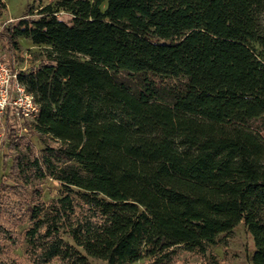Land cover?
I'll return each mask as SVG.
<instances>
[{
	"label": "trees",
	"instance_id": "obj_1",
	"mask_svg": "<svg viewBox=\"0 0 264 264\" xmlns=\"http://www.w3.org/2000/svg\"><path fill=\"white\" fill-rule=\"evenodd\" d=\"M30 14L6 35L49 47L19 71L42 148L27 139L12 170L62 190L18 218L0 201V264H23L7 253L25 223L28 264H176L240 224L264 264V0H55ZM120 72L188 82L164 103Z\"/></svg>",
	"mask_w": 264,
	"mask_h": 264
},
{
	"label": "rangeland",
	"instance_id": "obj_2",
	"mask_svg": "<svg viewBox=\"0 0 264 264\" xmlns=\"http://www.w3.org/2000/svg\"><path fill=\"white\" fill-rule=\"evenodd\" d=\"M54 1L0 0V45L3 57L12 69L27 70L37 66L42 61H46L49 47L37 45L30 39L18 37L16 38V41H18V47L16 48L9 42L6 35L7 27L12 23H17L28 12L31 13L30 17H38V11ZM60 18L68 20L70 16L67 13H60ZM262 26L264 28V17H262ZM117 78L130 90L134 92L149 91L158 96L164 103H171L175 93L185 89L188 82L185 78L164 77L151 73L120 72ZM6 115L0 118V201L3 206V213L13 214V218H18L24 216L27 209L34 205H40L47 209L51 201L60 196L62 187L51 178L40 181L30 177L28 179L29 183H27L23 176L18 175L19 172L16 168L12 170V159L16 158L19 149H25L27 139L30 138L34 142L35 155L39 154L42 146L35 134L34 122L21 123L14 119L11 114ZM24 125L27 127L25 131L23 129ZM253 125L260 130L264 137V119L255 121ZM28 225V223H25L19 226L18 233L20 235L18 237L22 240L20 248L13 247L8 249L7 253L9 257L21 256L18 257L21 258L23 264H28L26 257L23 256V250L26 248L24 232ZM253 250L252 237L247 232L244 224H240L233 232L220 235L217 243L206 255L188 252L179 248L176 264H213V260L216 261V264H252L250 257ZM92 264L106 263L93 260Z\"/></svg>",
	"mask_w": 264,
	"mask_h": 264
},
{
	"label": "built area",
	"instance_id": "obj_3",
	"mask_svg": "<svg viewBox=\"0 0 264 264\" xmlns=\"http://www.w3.org/2000/svg\"><path fill=\"white\" fill-rule=\"evenodd\" d=\"M19 122H35L39 104L19 80V71L12 69L4 59L0 47V118L7 111ZM24 131L27 127H23Z\"/></svg>",
	"mask_w": 264,
	"mask_h": 264
}]
</instances>
